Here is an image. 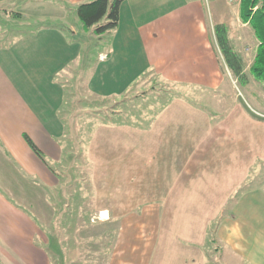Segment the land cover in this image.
<instances>
[{"label":"crops","instance_id":"crops-1","mask_svg":"<svg viewBox=\"0 0 264 264\" xmlns=\"http://www.w3.org/2000/svg\"><path fill=\"white\" fill-rule=\"evenodd\" d=\"M42 1L0 0V16L19 13L11 20L22 25L12 40L0 43V263L50 264L47 246L37 242L40 227L22 200L29 198L35 180L47 186L58 180L50 165L64 152L61 110L68 93L66 76L73 69L89 74L84 81L98 97L127 96L148 78L192 87V101L187 93L177 95L160 114L161 121L172 115V130L166 125L165 133H171L169 140L186 159L178 168L156 166L157 175L140 168L146 186L150 184L144 193L175 196L144 207L146 217L133 227L124 218L121 225L130 227L134 237L124 248L118 243L108 264H205L214 220L223 264H264V173L253 171V183L248 181L252 168L264 162V121L255 119L251 110L261 113L244 99L247 108L234 91L243 94L239 77L230 74L222 55L216 25L228 28L230 40L231 30L215 0H123L118 26L106 32L109 42L103 41L93 53L83 43L87 31L69 25V15L78 18L77 4L88 0H44V10L39 9ZM92 34L103 38L105 33ZM252 81L257 80L249 74L246 84ZM223 102L226 105L218 106ZM124 125L108 128L128 133L134 128ZM125 139L130 146H147L143 137L133 140L126 134ZM172 154L175 163L174 150ZM155 158L147 157L142 164H152ZM118 160L125 162L121 169L136 171L134 158ZM185 178H192V185ZM187 183L190 188L180 189ZM177 194L192 197L172 201ZM154 208L160 214L150 219ZM168 210H192V217L181 212L170 216Z\"/></svg>","mask_w":264,"mask_h":264},{"label":"rangeland","instance_id":"rangeland-1","mask_svg":"<svg viewBox=\"0 0 264 264\" xmlns=\"http://www.w3.org/2000/svg\"><path fill=\"white\" fill-rule=\"evenodd\" d=\"M240 2L229 3L226 0H215V5L228 16L226 22L231 30V42H234L233 46L243 53L244 67L249 72L256 42L252 27L243 22L240 16ZM40 3L39 9L44 10V0ZM8 14L4 16L2 13L0 16V43L12 40L14 34L19 32L16 29L22 28V25L17 24V20L13 24L11 19L15 17ZM78 18L69 15V25H73L75 31L81 32L84 28ZM86 31L83 43L89 46L92 53L104 43L103 41L109 42L110 33L105 32L103 38H99L91 31ZM86 62H88L87 66L91 64L90 61ZM230 74L233 75V72L230 71ZM88 76L89 74L83 75L81 71L73 69L66 76L68 93L61 110L66 123L63 136L64 152L61 159L52 164L58 178L56 184L47 186L35 180L39 185L31 187L29 198L26 201L22 200L33 212L34 219L40 227L41 237L38 235L37 242L47 246L50 264H108L110 254L118 249V243H122L121 248H124L123 244L132 238L133 233L129 232L130 227L125 229V226L121 225L124 218H128L133 227L135 223L146 217L144 212L147 211L143 209L144 207L152 203L156 204L160 200L165 201L168 198L171 200L175 196L144 193L143 190L150 189V184L146 186L148 181L146 177H141L140 168H144L145 174L157 175L159 172L156 166L163 165L162 169H167L171 164H175V168H178L177 166H180L187 157V154H179L180 147L169 140L173 137L171 133H165L166 125L170 127L172 115H167L164 117L166 120L161 121L160 114L168 102L174 100L177 95L183 96L187 93L186 98L192 101V97L189 98L192 87L148 78L140 82L136 91L127 96L98 97L88 90L87 82L84 81V78ZM237 83L242 87L244 94L241 96V91L234 87V91L238 92V100L247 108L246 101H248L261 113L258 115L251 110V115L257 120L264 121V87L261 82L252 81L247 85L238 78ZM250 91L253 95L255 93L254 98L250 95ZM221 105L226 104L223 102L218 106ZM181 118L184 122H188L187 117L181 116ZM111 124H131L134 128L129 130L130 133L126 129L114 131L108 128ZM169 130H172L171 127ZM184 133L183 136L188 139L189 133ZM126 134H130L133 140L143 137L147 146L126 144ZM126 150H132L134 154H126ZM173 150L176 155L175 163L172 160ZM151 156H156L154 163L142 164L147 157ZM125 158H134L136 171L132 168L127 170L120 168L125 166V162L118 159ZM253 169L248 179V181L251 180V184L253 171L264 173V162ZM125 174L135 175L138 178L134 177L131 181L129 177H124ZM185 180L192 185V178H185ZM189 183L180 186V189L190 188ZM238 192L240 190L235 195L238 196ZM188 196L191 195L177 194L172 201L178 202ZM151 211L150 219L160 214V210L156 208ZM180 212L179 210L167 211L170 216ZM181 213L192 217V210ZM216 223L217 220H214L209 227L210 238L205 249L210 253L206 255L205 264H223L219 253L220 245L215 242ZM185 227L192 229V225ZM120 235L122 238L119 240ZM53 237L57 238L58 242ZM182 242L192 247V242L184 240ZM215 251L217 253H214Z\"/></svg>","mask_w":264,"mask_h":264},{"label":"trees","instance_id":"trees-1","mask_svg":"<svg viewBox=\"0 0 264 264\" xmlns=\"http://www.w3.org/2000/svg\"><path fill=\"white\" fill-rule=\"evenodd\" d=\"M122 1L88 0L78 3L76 12L82 27L98 35L114 29L120 21V4ZM239 13L243 22L252 27L256 42L249 72L245 70L244 59L232 45L229 30L224 24L216 25L218 44L226 64L234 75L238 76L242 82L247 83L248 76L251 74L264 87V0H241ZM12 15L20 16L19 13H13ZM26 138L34 151L46 164L50 165L38 146L28 136ZM50 168L53 169L51 165ZM53 238L58 242L57 238Z\"/></svg>","mask_w":264,"mask_h":264},{"label":"built area","instance_id":"built-area-1","mask_svg":"<svg viewBox=\"0 0 264 264\" xmlns=\"http://www.w3.org/2000/svg\"><path fill=\"white\" fill-rule=\"evenodd\" d=\"M229 3H233V2H240L241 0H226Z\"/></svg>","mask_w":264,"mask_h":264}]
</instances>
